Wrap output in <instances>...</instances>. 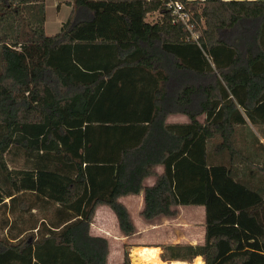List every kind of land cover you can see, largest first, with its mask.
Masks as SVG:
<instances>
[{
  "label": "trees",
  "instance_id": "trees-1",
  "mask_svg": "<svg viewBox=\"0 0 264 264\" xmlns=\"http://www.w3.org/2000/svg\"><path fill=\"white\" fill-rule=\"evenodd\" d=\"M67 3L48 35L45 0H0V264H109L96 210L132 236L120 198L142 192L146 221L205 206L204 241L159 245L163 260L264 264V144L237 137L264 124V0Z\"/></svg>",
  "mask_w": 264,
  "mask_h": 264
},
{
  "label": "rangeland",
  "instance_id": "rangeland-1",
  "mask_svg": "<svg viewBox=\"0 0 264 264\" xmlns=\"http://www.w3.org/2000/svg\"><path fill=\"white\" fill-rule=\"evenodd\" d=\"M67 1L73 2V0H45L47 16L45 27L48 33H53V31L59 29L57 28L58 24L60 25V22L68 17L71 10V3L68 4ZM59 3L62 4L61 8L58 7ZM156 16L154 15V17ZM148 19H153V16H148ZM1 50L2 47L0 45V54ZM8 159L12 166L16 165L19 167L22 162L19 157L14 155H8ZM191 206L183 205V208H178L179 213L176 217L160 216L153 221H146L141 216V213L139 214L137 212L136 208H132L133 214L131 215H133L132 218L138 228L137 235L132 237L133 240L131 239L130 242L125 243V245L123 244L124 248H122L121 243L113 242L109 263L122 264L124 258L123 252L125 249H128L132 264V250L140 245L159 246L176 243H200L204 239L205 234V211H203L204 208H192ZM102 213H105V217L108 219L106 221L107 229L111 232L114 227V224L111 223L112 217L108 215L107 211H103ZM7 216L4 208H0V238L7 234L8 228H5ZM12 216L11 218H14ZM160 249L162 251L161 247ZM159 256L161 258V252ZM194 260L193 262L182 260L167 262L173 264H194Z\"/></svg>",
  "mask_w": 264,
  "mask_h": 264
},
{
  "label": "crops",
  "instance_id": "crops-1",
  "mask_svg": "<svg viewBox=\"0 0 264 264\" xmlns=\"http://www.w3.org/2000/svg\"><path fill=\"white\" fill-rule=\"evenodd\" d=\"M58 7L61 8L62 4L59 3ZM46 19H47V16H46ZM63 21H65V20H62L60 22V25L58 24L57 28H59V29H57L56 31H53V33H48V31L46 30V27H45L46 33L48 35H54L55 33H57L60 30V27H61ZM1 67H2V59H1V54H0V69H1ZM204 117H205L204 115H201L199 117V120L204 121ZM167 121H168V123H188V122H190V119L187 115H184L181 113H173L167 117ZM237 131H238L237 137L239 139L238 145H244V143H245L246 144L245 147L252 148L253 146L257 145V140L255 139V136L258 137L260 142L264 144V124L254 125L251 122H249L247 126H238ZM156 171L159 174L162 173L164 171L163 165H158L156 167ZM155 181H156V176H150L146 179L145 184L146 185H153L155 183ZM120 201L123 202L127 206V208L130 210L131 214H133L132 208H136L137 212L140 214V212L144 208V204H145L144 193L142 192L140 194H132V195L122 196L120 198ZM191 207L192 208H204L203 211H205L204 205H192ZM176 208H183V205H179ZM110 209L111 208L107 205H100L97 208L96 215L94 218L95 221L91 225V233L93 235L105 236L109 240V242H110V254H111V251L113 249V246H112L113 242L121 243L122 248H124L125 243L130 242L132 237L137 235V232L132 236H128V237L124 236L120 231L118 219H117L115 213L112 211V209L111 210ZM103 211H107L108 215L112 217L111 223L114 224V227L112 228L111 232H109L107 229L106 221L108 219L105 217V213H102ZM137 231H138V228H137ZM203 241H204V239L200 243H202ZM110 254H109V258H108L109 262H110ZM123 255H124V252H123ZM201 258L203 259V257H201Z\"/></svg>",
  "mask_w": 264,
  "mask_h": 264
},
{
  "label": "bare ground",
  "instance_id": "bare-ground-1",
  "mask_svg": "<svg viewBox=\"0 0 264 264\" xmlns=\"http://www.w3.org/2000/svg\"><path fill=\"white\" fill-rule=\"evenodd\" d=\"M160 252V247L136 246L132 250V264H173L161 259L159 256ZM201 257L197 256L194 264H205Z\"/></svg>",
  "mask_w": 264,
  "mask_h": 264
},
{
  "label": "built area",
  "instance_id": "built-area-1",
  "mask_svg": "<svg viewBox=\"0 0 264 264\" xmlns=\"http://www.w3.org/2000/svg\"><path fill=\"white\" fill-rule=\"evenodd\" d=\"M169 6L172 8V11L175 15L176 20L186 24V26L191 29L192 25L188 23L189 21V14L188 12L184 11V7L181 3L171 1Z\"/></svg>",
  "mask_w": 264,
  "mask_h": 264
}]
</instances>
